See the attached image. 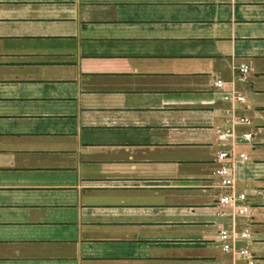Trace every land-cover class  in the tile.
I'll use <instances>...</instances> for the list:
<instances>
[{
    "label": "crops",
    "instance_id": "obj_1",
    "mask_svg": "<svg viewBox=\"0 0 264 264\" xmlns=\"http://www.w3.org/2000/svg\"><path fill=\"white\" fill-rule=\"evenodd\" d=\"M233 117L264 264V0H0V264H232Z\"/></svg>",
    "mask_w": 264,
    "mask_h": 264
},
{
    "label": "built area",
    "instance_id": "obj_2",
    "mask_svg": "<svg viewBox=\"0 0 264 264\" xmlns=\"http://www.w3.org/2000/svg\"><path fill=\"white\" fill-rule=\"evenodd\" d=\"M240 71L244 73L247 70L242 68ZM216 85L217 87L222 86L221 82ZM236 100L244 101L241 96H237ZM231 121L234 128L224 131L218 136L224 146L217 154L216 161L219 166L215 171L218 186L224 191L214 206L218 217L223 221L218 241L222 252L232 256V264H257V259L248 245L252 239L251 234L247 230H236L235 225L238 218L246 216L250 212V206L247 205L248 197L237 189L235 176V166L248 160L246 153L241 148L251 142V135L249 133L238 135L235 132V126H247L249 120L233 117Z\"/></svg>",
    "mask_w": 264,
    "mask_h": 264
}]
</instances>
